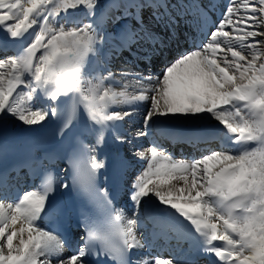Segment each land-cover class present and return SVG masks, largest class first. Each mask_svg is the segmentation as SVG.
<instances>
[{
    "label": "snow or ice",
    "instance_id": "6c2138e0",
    "mask_svg": "<svg viewBox=\"0 0 264 264\" xmlns=\"http://www.w3.org/2000/svg\"><path fill=\"white\" fill-rule=\"evenodd\" d=\"M181 25L195 46L160 74L130 63L113 70L124 53L162 57L160 37ZM0 44V183H17L24 170L41 181L16 199L0 193V264H192L140 255L153 246L141 231L146 220L166 229L153 241L175 239L179 249L184 236L160 217L187 222L209 264H264V0H0ZM134 85L139 94L126 99ZM122 101L133 107H113ZM137 114L142 127L120 133ZM173 118L205 121L224 146L175 160L153 143L133 151L147 161L139 171L119 150L94 155L108 129L118 149H135ZM18 126L51 132L21 143L9 138ZM60 161L71 184L49 167ZM122 188L130 217L118 206ZM72 193L103 213V227L81 213L78 240L69 239L73 208L64 197Z\"/></svg>",
    "mask_w": 264,
    "mask_h": 264
},
{
    "label": "bare ground",
    "instance_id": "6f19581e",
    "mask_svg": "<svg viewBox=\"0 0 264 264\" xmlns=\"http://www.w3.org/2000/svg\"><path fill=\"white\" fill-rule=\"evenodd\" d=\"M222 0H216V3L218 5H224L222 2ZM227 3V0H224ZM220 12L221 9L218 7L214 13L215 17H219L220 16ZM81 15V13L79 12H75L72 13L73 18H77ZM191 29H186V28H180L179 29V33L176 34L177 37L174 36H167V35H162L160 38L163 39L165 41V47L169 53V48H171V46L173 45L174 48L176 47V50L173 52V56H169L166 59H162V57H156V56H152V59L150 61V65L146 66V68L143 71H151L154 74H160L164 68H159L153 66V63L156 64L158 62L164 63L166 64L169 60H171L173 57L175 56H179L182 52L187 50V43L188 40H186V44L183 45V43L179 42V40L184 41L183 36H188L189 33L191 32ZM171 39L174 40V42L172 43ZM11 45H8L7 47H9ZM195 45H193L192 47H194ZM5 46L0 44V50H3ZM145 48H150V45L145 44L144 45ZM172 48V49H174ZM133 63L136 66V62L135 60L133 61ZM112 67L113 70L118 71L119 68L115 66V63H112ZM135 68V67H134ZM152 68V69H150ZM137 89H139V85H134L131 89H128L127 91H124L122 89H117L118 91H124V95L125 98H130L132 95L134 94H139V92L137 91ZM136 105H142L143 103L146 102H134ZM114 108H116L117 110H125V109H129L131 107H133V104L122 101L120 104L118 105H114ZM140 113H142L144 111V108L142 106H140L139 108ZM122 123V122H120ZM125 123V122H123ZM11 127V126H9ZM142 127V123H141V118L140 115H133L132 117H130L127 121V123H125V126L122 125V127L119 129V132L122 134H127L130 132H134L137 128ZM161 127H165L166 131L168 130H173V129H177V128H182V129H186V128H194L193 132H190V137L194 139V141H191L187 146H182V147H176V148H166V145L164 143H162L157 137V129H160ZM44 129H41L40 126H35V129H29L26 127H20L18 126L14 131H10L9 133V138L10 139H16V141L18 142H28L29 140H27L26 135L30 132V131H43ZM170 133V132H169ZM115 134L114 130L112 129H108L105 131V137H104V144L102 145H107L109 147V149L111 150V155L114 154L117 150H119L121 157L126 156L128 158L129 161H131V168L130 171H139L141 170L143 167L146 166L147 161L145 160H139L136 157H134L132 155L134 150H139L140 152H144L146 149H148L153 143H158L163 149H165L167 151V153L175 160H190L192 157H199L200 155L206 153L208 150L210 149H216V148H221L220 145L217 141H214V137L212 135L214 134H218V135H222L223 133L218 130V129H208L206 126V122L205 121H197V120H188L185 118H173V120L171 121L170 125L167 126H157L156 128L153 129V132L147 136V137H143L139 140H136L135 143V149H133L131 146L129 145H123L120 146L119 149L117 148V145L114 143L112 137ZM17 136H19V138L17 139ZM224 138V136H223ZM223 138L221 139V142L223 140ZM217 140V139H216ZM235 147V146H232ZM204 148V150H202ZM150 155V154H149ZM173 183H175V181H173ZM28 189H32L29 187L26 188H22L20 190V192L15 196L12 195L10 193H5L7 195L8 199H16L21 193H23L25 190ZM124 197H127L126 191L124 190ZM128 198V197H127ZM118 206H121V203L118 204ZM124 211H125V215L126 216H131L132 215V205L131 202L128 201V204H125L124 206ZM162 221L165 222H171L173 224H175L177 226V228L179 229L180 233L184 236V239L182 241V243L179 246V249H176V241L175 239H173L172 244L169 246L171 249H174V251L179 252L178 254H185L184 258L190 257L191 260H194L196 258H204L205 261L201 264H209V260L210 258L208 256H205L203 254L198 253L197 248L194 245V242L192 241V239L190 237H188V227H186L185 225L187 224V222L184 223H180L178 221L175 220V218L173 217H167L166 219H161ZM146 224V229L147 232L142 231L144 233V235L146 237H149V242L152 243L153 240L151 238V234L153 232L159 234L160 232L166 230L164 228L161 227V225L157 224L154 226L153 222L150 220H146L144 222ZM157 237H159V235H157ZM162 240H157L158 244L160 247H164V245L159 242H164V239L161 238ZM73 240H76L75 238ZM156 242V241H155ZM156 242V244H157ZM216 243H222V242H216ZM168 246V245H167ZM153 247V246H152ZM147 249V248H145ZM149 249V248H148ZM181 249V251H180ZM142 251L144 249H141ZM66 251H68V249H66ZM142 251H140V255H142ZM150 253L148 255V259H153L156 256L161 257V254L164 253V251H162L161 254H159L161 250H152L151 247L149 249ZM175 254H172V256H174ZM152 257V258H151ZM189 259V258H188ZM192 263H195V261H193ZM196 264V263H195ZM197 264H200L199 261L197 262Z\"/></svg>",
    "mask_w": 264,
    "mask_h": 264
},
{
    "label": "rangeland",
    "instance_id": "374dc122",
    "mask_svg": "<svg viewBox=\"0 0 264 264\" xmlns=\"http://www.w3.org/2000/svg\"><path fill=\"white\" fill-rule=\"evenodd\" d=\"M222 2V1H221ZM182 29L183 28H185V27H181ZM185 44V43H184ZM230 55V54H229ZM127 65V64H126ZM125 65V66H126ZM149 67V66H148ZM165 67V66H164ZM163 67V68H164ZM152 71V70H151ZM125 198V200H123L122 201V204H121V206L124 208V206H125V204H128V198L127 197H124ZM127 199V200H126ZM119 203H121V202H119ZM143 231V230H142ZM169 257H171V254H170V250H166L165 251V254H164V256L162 257V258H169ZM176 257H180V256H178V255H176ZM152 258V257H151ZM185 260H188V261H191V259H188V258H184ZM199 261V263L201 264V262L203 263L204 261H205V259L203 258V259H200V260H198ZM198 261H196L195 260V263L197 264V262ZM191 262H193V261H191ZM195 263H192V264H195Z\"/></svg>",
    "mask_w": 264,
    "mask_h": 264
}]
</instances>
